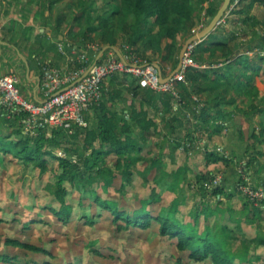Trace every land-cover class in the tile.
Returning a JSON list of instances; mask_svg holds the SVG:
<instances>
[{
    "label": "trees",
    "instance_id": "trees-1",
    "mask_svg": "<svg viewBox=\"0 0 264 264\" xmlns=\"http://www.w3.org/2000/svg\"><path fill=\"white\" fill-rule=\"evenodd\" d=\"M113 1L118 4L113 5ZM209 1L106 0V4L111 7L102 13L97 8L81 5L82 11L75 17V22L85 20L90 24L79 31L73 25L70 35L72 39L81 38L80 42L85 45L93 41L90 40L93 35L100 34L102 49L105 46H116L124 52V45H128L135 55L148 63L153 62L151 55H157L160 57L159 65L163 75L166 76L167 71H174L180 61L184 44H180L178 38L186 40L199 28L195 7L203 8ZM234 3L235 0H232V4ZM255 4L264 6V0L251 2L238 11H231L244 15L242 24L248 25L251 21L250 26L255 35L245 48L247 52L256 48L264 50V19L259 20L250 15ZM219 8L214 5L209 7L211 19ZM66 20V15H60L57 18L58 28ZM238 41L239 36L235 31L227 29L221 21L211 34L195 44L192 58L200 67L187 69V82L176 83L177 95L153 90L143 85L140 78L131 75L117 74L110 77L109 82L104 81L101 86L99 101L86 113L87 127H58L51 130L38 128L36 135L24 134L23 119L26 114L12 113L8 117L5 112V115L0 116V164L4 163L5 155L11 154L17 161L33 165L46 173L50 162L57 161L55 181L48 183L46 190L59 206L47 205V209L64 222H69L74 213V203L67 202L69 185L82 191L84 196L81 197L80 204L90 197L101 208L111 211L113 222L119 230L129 227L148 229L153 223H157L159 234L175 239L177 249L187 252L189 258L195 261L210 260L212 264L249 262L252 259L251 252L247 247L235 251L227 225L216 230L207 226L202 232L197 227L202 215L209 219L227 212L233 213L231 207L212 208L206 205L202 210L195 209L191 212L194 223L184 222L177 217L179 206L184 200L181 195L166 208L153 214L148 209V204L159 197L155 193H152L150 199L143 200L140 208L128 212L122 209L118 200L105 198L98 190L99 188L108 194L119 174L123 181L130 180L133 170L140 163L146 164L143 174L156 171V181L161 183L166 180V190L173 194H181L184 186L191 184L186 162L176 171L166 169L165 147L170 148L167 156L173 159L178 149L183 147L187 150V144L197 141L204 134L211 140L219 137L233 120L235 110L243 111L238 105L240 97L251 95L253 100H257L261 96L256 78L264 75V56H250L243 50L244 43ZM226 107L233 109L227 111ZM245 113H259L264 117V105L252 103ZM157 118H160L163 125L158 123ZM262 126L260 134H253L255 139L261 140L264 135V122ZM179 129L185 131L183 136L177 135ZM149 146L158 149L157 152ZM146 147L148 150L144 153ZM58 150L62 155L57 153ZM205 158L213 162L222 159L227 164L233 161L229 157L207 151ZM108 159H112L113 163L110 164ZM256 162L255 157H251L248 166ZM211 175L212 173L201 175L198 181L202 182ZM124 185L125 183L121 184L120 191H124ZM211 191L228 197L234 195L218 187ZM203 194L207 195L205 191ZM243 213L250 218L251 223H256L258 219L264 220V202L245 201ZM90 218L86 219L87 222L93 223L94 220ZM40 220L38 217L31 222L37 223ZM3 221L7 220L0 217V223ZM25 227L29 226L26 224ZM5 242L12 248L31 250L46 257L44 263L34 264H53L51 258L54 255L46 247H38L17 238H7ZM258 244L264 245V238L259 239ZM0 264L21 262L18 255L0 252Z\"/></svg>",
    "mask_w": 264,
    "mask_h": 264
},
{
    "label": "rangeland",
    "instance_id": "rangeland-1",
    "mask_svg": "<svg viewBox=\"0 0 264 264\" xmlns=\"http://www.w3.org/2000/svg\"><path fill=\"white\" fill-rule=\"evenodd\" d=\"M241 1L235 0L222 19V23L239 36L238 42L244 43L245 53H249L250 56L256 54L264 56V50L261 48L250 52L245 50L255 35L250 26L251 21L248 25H244L242 24L244 15L240 16L231 13V11H238L251 2L257 3V0ZM223 2L224 0H210L205 3L203 8L195 7L199 28L193 31L192 35L201 31L211 20L208 12L209 7L212 5L221 7ZM55 3L57 5L55 17L66 15L67 20L64 24H69L70 28L76 25L77 31L83 30L90 24L85 20H81L79 23L75 22V17L82 11L81 5L97 8L99 13L111 7L106 4V0H56ZM68 3L71 4V7ZM117 4V1H113V5ZM250 15L263 20L264 6L255 4ZM78 37L80 36L78 35ZM80 39L75 40L80 41ZM90 40L93 41H89V43L100 44V34L93 35ZM177 41L180 44H185L187 39L178 38ZM84 52L89 54L92 51H87L86 47L79 56H82ZM150 59L153 61L152 64H159V56L151 55ZM95 60L88 57L85 62L84 58L79 57L74 63L75 66L82 64L81 69H88ZM109 78L106 80L107 82H109ZM256 79L261 89L260 98L253 100L251 95L240 97L238 105L243 111L235 110L236 114L233 120L227 124L223 134L219 137L211 140L207 134H204L202 138L196 134V137H199L197 141L187 144V150L183 147L178 149L173 159L167 156L170 153V148L165 147L164 159L168 171H176L184 162L189 166L191 184L185 185L181 194H173L166 190V180L158 183L156 171L148 175L143 174L146 164L140 163L138 168L133 170L130 180L123 181L119 174L108 194L98 188L100 195L118 200L122 209L131 212L140 208L142 201L150 199L152 193H155L159 197L148 204V209L153 214L166 208L181 195L184 200L179 206L177 217L184 222L192 223H194V218L191 212L195 209L202 210L206 205L212 208L231 207L233 213L227 212L225 215L212 216L209 219L202 215L197 227L202 232L207 226L216 230L222 225H227L231 231V243L235 251L247 247L252 257L249 262L264 264V245L258 244L259 239L264 238V220L258 219L256 223H251L250 218H247L243 213L244 202L254 201L248 193L264 191V135L261 140L253 137L254 133L260 134L262 131L264 117L259 113H245L252 103L264 105V75H259ZM225 109L229 111L233 108L226 107ZM157 121L163 125L160 118ZM48 129L51 130L49 127ZM24 134H28V132L24 130ZM184 134L185 131L179 129L177 135L183 136ZM31 135L36 134L31 133ZM149 147L154 152L158 150L155 147ZM147 150L148 147L145 148L144 153ZM206 151L229 157L233 161H229L228 164L222 159L217 162L209 161L205 158ZM258 152H262V154H258ZM57 153L62 155L60 150ZM251 157H255L257 162L249 167L248 161ZM108 160L110 164L113 163L112 159ZM55 169H57V161H51L48 171L42 173L39 168L33 165H25L21 161H17L11 154L5 155L4 163L0 164V217H4L7 221L0 223L1 253L18 255L21 264L44 263L46 257L43 254L12 248L5 242L7 238H17L38 247L50 249L54 255L51 258L53 264H212L210 260L195 261L189 258L187 252L179 251L175 239L159 234L157 223H153L148 229L129 227L119 230L116 223L113 222L111 211L101 208L90 197L85 198L83 204H80L81 197L84 196L82 191L69 185H67L69 189L67 202L74 203V213L69 222L59 220L52 211L47 209V205L59 206V203L46 190L47 184L55 181ZM209 173H212L209 178L202 182L198 181L199 176ZM122 183H125L124 191L119 190ZM216 187L234 195L228 197L225 194L212 193L211 190ZM204 191L207 195L203 194ZM38 217L41 218L39 222H31L32 219ZM90 217L94 220L93 223L87 222L86 219ZM26 224L29 226L28 228L25 227Z\"/></svg>",
    "mask_w": 264,
    "mask_h": 264
},
{
    "label": "built area",
    "instance_id": "built-area-1",
    "mask_svg": "<svg viewBox=\"0 0 264 264\" xmlns=\"http://www.w3.org/2000/svg\"><path fill=\"white\" fill-rule=\"evenodd\" d=\"M197 44V43H195ZM195 44L191 45L183 58L181 69L167 83H161L159 70L155 63L143 61L135 55L128 45H124L121 59L117 52L110 50L104 58L99 60L92 70L81 81L77 82L86 72L87 68L79 72H64L61 69H44L43 86L46 99L37 102L26 97L18 86L16 75L0 77V116L10 117L12 113H25L23 119L24 130L36 133L38 128L65 127L72 129L74 126L87 127L86 113L101 97V86L109 77L117 74L131 75L141 79V83L153 90L172 92L177 95L176 83L187 82L186 71L189 67H200L192 58ZM87 51L97 53L102 51L101 44L88 43ZM85 62L88 54L83 53ZM170 69V68H168ZM214 184V182H213ZM254 201L264 202V191L248 193Z\"/></svg>",
    "mask_w": 264,
    "mask_h": 264
},
{
    "label": "crops",
    "instance_id": "crops-1",
    "mask_svg": "<svg viewBox=\"0 0 264 264\" xmlns=\"http://www.w3.org/2000/svg\"><path fill=\"white\" fill-rule=\"evenodd\" d=\"M55 2L0 0V77L16 75L22 93L37 102L46 99L44 69L77 73L82 64L75 66L74 62L86 49L79 40H72L69 24L58 28ZM94 55L91 52L88 57L94 59Z\"/></svg>",
    "mask_w": 264,
    "mask_h": 264
},
{
    "label": "water",
    "instance_id": "water-1",
    "mask_svg": "<svg viewBox=\"0 0 264 264\" xmlns=\"http://www.w3.org/2000/svg\"><path fill=\"white\" fill-rule=\"evenodd\" d=\"M232 6V0H224L222 6L219 8L218 12L216 13V15L209 21V23L199 32L194 33L192 36H190L187 41L185 42L181 53H180V61L179 64L177 66V68L172 71V73H170L168 76H164L163 75V71H162V67L159 64H155L156 67L159 70V76H160V81L161 83H167L171 78L174 77V75L181 69L182 67V62H183V58L185 56V53L187 51V49L195 44L198 43L199 41L204 40L209 34H211L216 28L217 26L221 23L222 19L225 17V15L227 14L228 10L231 8ZM109 49H113L117 52V54L119 55V57L121 59H124L122 52L116 47V46H105L102 51L100 52V54L98 55V57L96 58V60L94 61V63L89 67V69L87 70V72L74 84L78 83L79 81H81L84 77L87 76V74L92 70V68L98 63V61L101 59V57L103 56V54L109 50Z\"/></svg>",
    "mask_w": 264,
    "mask_h": 264
}]
</instances>
